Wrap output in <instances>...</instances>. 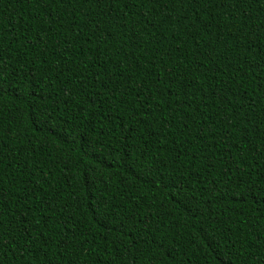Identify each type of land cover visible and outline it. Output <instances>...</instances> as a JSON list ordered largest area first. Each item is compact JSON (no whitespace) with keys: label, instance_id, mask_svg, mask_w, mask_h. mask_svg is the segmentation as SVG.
<instances>
[{"label":"trees","instance_id":"16d2710c","mask_svg":"<svg viewBox=\"0 0 264 264\" xmlns=\"http://www.w3.org/2000/svg\"><path fill=\"white\" fill-rule=\"evenodd\" d=\"M0 264H264V0H0Z\"/></svg>","mask_w":264,"mask_h":264}]
</instances>
